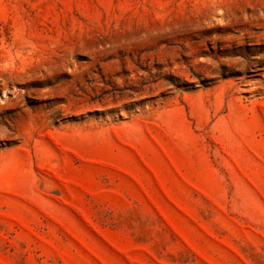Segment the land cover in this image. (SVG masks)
<instances>
[{"label":"rangeland","instance_id":"obj_1","mask_svg":"<svg viewBox=\"0 0 264 264\" xmlns=\"http://www.w3.org/2000/svg\"><path fill=\"white\" fill-rule=\"evenodd\" d=\"M0 264H264V0H0Z\"/></svg>","mask_w":264,"mask_h":264}]
</instances>
